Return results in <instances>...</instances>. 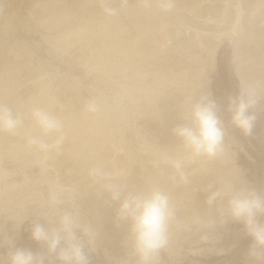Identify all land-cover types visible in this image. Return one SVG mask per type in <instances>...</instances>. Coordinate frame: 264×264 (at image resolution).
I'll return each mask as SVG.
<instances>
[{
    "label": "rangeland",
    "instance_id": "rangeland-1",
    "mask_svg": "<svg viewBox=\"0 0 264 264\" xmlns=\"http://www.w3.org/2000/svg\"><path fill=\"white\" fill-rule=\"evenodd\" d=\"M44 1L45 0H0V70L4 71L10 66V62H13L16 56L25 58L27 62H30V68L28 66L29 71L27 69V72L21 77V80L16 83L15 89L13 87L14 90L12 89L13 91L10 96L5 98L4 101H1L0 105L10 108L14 113L20 114V108H18L19 104H27L30 98L38 94V90L47 87L50 92L55 88L50 94L56 93L57 95L54 113L58 115L54 114V116H59V118H56L65 119L75 111L74 114L80 112V116L85 113L82 116L83 119L86 114L88 118L93 115L94 119V116H96V120H99L101 117L100 121L103 125H105L106 122L107 124L110 123L107 127L106 125L104 127H106L105 130L110 128L113 131V137L111 139L112 145L115 147L122 145L125 146L127 150L129 148L128 151L133 153V157H137L143 148V146L139 148L137 142L143 138H147L150 141L152 138L154 143L157 142L158 145L160 144L158 147H163L161 142L164 141L163 150H160V153L159 150L156 151L158 155L169 152L176 147L174 146L175 144L184 142L186 147L185 150H191L192 153H194V157L190 163L187 164V168H190L189 165H191V168L195 167L187 174L188 177L195 176L198 172H201L200 170L206 169L205 166L209 165L211 160L212 163H210V165H213V162L216 161V163H214L215 165H213L214 170L212 171V176L215 179L213 177L214 180L211 179V177L208 178L209 181H207V183L210 184H206L208 185L206 190L209 191V194H213V192L216 191L215 193H217V195L215 198H212L210 194L211 202L208 203L204 209L201 210V208L199 209L197 207L194 211L190 210L189 212H184L182 215L178 216L179 222L177 220L176 223L169 225V228L166 226L165 243L158 249L159 252L157 250L154 253L153 262L156 264H264V250H258L261 253L259 256L252 254L254 241L252 237L247 234L243 221L233 218L230 211H228L229 209H225V205L222 204L224 200L226 201V199H228V196H233L239 192L254 193L257 197L264 199V93H260L262 94L260 95L256 92V88L255 92H253L246 89L242 84L240 74L236 70L237 59L234 46L237 40L242 37V34L244 35V28L246 30L248 28L250 33L253 32L252 34H264V0H130L132 3H128L130 2L128 0H112L113 2H110V0L108 2L107 0L106 3L105 1L99 2V0H90L89 2H86V0H64L68 6L72 8L73 13L71 15L73 18H71L72 20L66 25L62 26V28L59 27L57 30L51 31L42 25V21L46 16L38 13L36 14L34 12L36 10L33 9ZM151 1L157 5L159 12L163 13V17L168 21V24L164 26L158 25L156 27L157 23L155 22L156 25H154V27L156 31L153 33L154 42H149L145 37H142L143 34L141 32L140 34L139 31H137L138 33L135 32L139 35L138 40L140 39L137 41V45L138 47L141 45V51L144 53L146 52V54L143 53V57L142 55L141 57L135 56L134 59L136 60L133 59L134 62L130 60V53H128L127 49L122 51L123 54L118 53L111 45L103 43L105 39L100 35H95V37L93 36V38L89 39L85 37H76L75 39H77V41L73 39L74 37L72 39L70 38L67 41L72 44L65 41V44L63 43V48H55L51 44L52 38H55L58 33H64L61 31L69 32L78 27L81 28H79L80 32L90 30L88 29L91 28L89 22L101 15V13L99 15L97 14L101 12V9L97 10V5L100 6L98 8H102V6L105 5L103 6L105 10H102L105 12L106 8L110 9L111 11H106V13L108 12L112 14V16H122V11L124 9L135 4H147ZM90 2L94 3H92L94 7L89 5L91 4ZM95 2L99 3L95 4ZM101 2H103V4ZM84 4H88L90 9L88 7L86 8ZM106 4L109 6L107 7ZM83 7H85V10ZM237 10L239 14H236ZM95 12L97 13L94 14ZM72 22L75 28H71ZM75 23L79 26L76 27ZM233 25L237 28L236 34H231ZM83 27H85L86 30L83 29L82 31ZM250 30H252V32ZM263 34L262 36H264ZM257 35L260 36L261 34ZM91 39H93L92 42ZM261 39L258 41L264 45V37ZM93 41L94 45L92 44ZM101 45L107 46V52L103 51L104 49L106 50V48H103ZM256 46L257 48L259 47V50L262 48L258 43ZM100 47L103 50H101ZM142 49H145V51ZM125 51H127V53ZM263 51L260 50L259 52L262 53ZM106 53L109 54L107 55ZM116 53L120 58L122 56L126 58L122 57L123 59H120ZM127 54L129 55L127 56ZM109 57H112V60L114 58L113 63ZM104 58H106V60H103ZM101 59L103 62L99 63ZM129 60L132 62H130V67L128 65ZM123 61H127L125 62L126 65ZM263 63L260 66L262 70L264 69ZM3 65L5 68H3ZM132 69H136L135 71L137 72H133ZM3 71L0 72V78ZM167 71L169 74L167 73V75H165ZM180 72L182 74L186 72L188 80L182 79L183 77ZM130 73L131 75L134 74L132 76L133 78L130 76ZM135 74L138 76L137 81L142 78L139 83L137 82L141 85V87L140 85L139 87L142 89L138 87L137 83H135L137 86L133 87L137 77ZM175 74L178 75L177 78ZM179 75L182 78H178ZM154 76L158 78L162 76L169 77L170 82L166 84L168 85L171 83V87H169L170 84L168 86L162 84L161 86L159 85L160 87L153 84L151 81L154 79ZM174 78L177 79L178 82L176 83L179 84H172L175 83ZM185 81L188 82L185 83L186 88H183L180 84L182 85V82ZM43 82H47L46 86H44L45 84H43ZM150 83L155 87H150L152 85ZM50 84H54L55 86ZM173 85H176L174 88L180 86V90L179 88V91L177 89H172ZM50 86L54 87L50 89ZM148 86L151 88L152 92L157 88L155 92L160 93H156L155 96L154 92L151 98V94L147 92L150 91ZM162 86L164 89L167 87L166 90L163 91ZM168 88L170 89L168 90ZM58 89L59 94L57 92ZM126 89H128L129 92ZM140 90H142V92ZM167 90L168 92H166ZM133 91L135 93L137 92V94L140 92V95L146 92L147 95L145 94V97L143 94L138 99L137 97L132 98L131 93ZM135 93H133L134 96L136 95ZM171 93L173 94L172 96L170 95ZM60 95H62L61 99L64 100L59 98ZM77 97L79 99H77ZM143 97H145L146 100H144L145 98ZM75 98L77 101L75 100L72 102ZM129 98L131 99L129 100ZM154 98L157 105L154 103ZM241 98H250L252 100L251 106L248 108V114L252 117L251 128L248 131L241 129L233 121L234 105ZM136 99L138 101H136ZM139 99L142 101L139 102ZM170 99H172L173 102L175 101L178 103L179 101L181 103V106H179L180 104L178 105V107H181V111H179L178 107H175L177 103L174 105ZM202 99L205 103L213 106L215 116L218 120L217 126L221 133V139L218 145L219 152L217 151L212 156L203 152H194L193 149L186 144L183 137L176 134V129L183 127V124L184 127H195L191 112L193 106ZM19 100H25V102L22 103ZM146 101L149 102L148 104H150L151 107ZM168 101H170V103L172 102L171 104L177 111L174 112V110H172L173 107ZM68 102L70 103L68 104ZM90 102L96 103L97 106L100 105V109L98 108L99 111H96L97 114L96 112L91 113L87 111V107H85L86 111L83 112L82 107L84 105L87 106ZM138 102L140 103V107H138ZM66 103L68 104L67 109L65 107ZM72 103H81L83 106L80 104L79 106H81V109H78L79 106L76 105L77 108L74 106L75 104L73 105ZM144 103L147 105L145 104L143 107ZM165 103H168L169 105L167 104V106H170V108L172 107V109L162 105H165ZM70 104L71 108L75 107V111L70 108ZM153 104H155V106ZM17 105L18 107H15ZM61 105L65 107V109L61 108ZM58 106L60 107L58 108ZM104 107H106V109H104ZM184 107L186 108V113ZM60 108L64 111L62 112ZM68 108L73 111L69 112ZM161 108L163 109L162 111ZM16 109H19V112H17ZM56 110L60 112L58 111L57 113ZM182 110L185 115L182 113ZM161 112L164 113V115ZM59 113H61L62 116H60ZM167 113L173 116L167 118ZM180 114L182 115L181 117ZM177 115H179V118ZM151 118L154 119V122ZM158 118L159 120H157ZM93 119L90 121L91 123ZM155 120H161V123L158 122L157 124ZM172 120H174V123H177V121L179 122V124L177 123L178 126L175 125L177 128L172 125L174 131L170 127L173 123ZM163 121L167 124L165 125L166 127L169 126L168 130L169 128L172 129H170L169 132L172 131L175 134L170 133L171 136L173 135L171 137V140L173 139L172 141H168V135H166L168 133L164 131L166 127L163 126L164 130H162ZM182 121H184V123H182ZM180 123L182 124L181 127ZM33 126L35 127L34 123ZM70 130L66 129L68 133L65 134V130L62 132L63 134L59 133L60 135L51 134L52 136L54 135L53 139H51L52 137L50 138V134H48L49 137L48 135L43 137L42 140L45 139V143L50 144L49 142L51 140L50 145H55L53 148L50 147V152H44L45 150L43 151L38 149L37 146H35V148L34 145H30L27 138H29L31 134L28 135L29 137L26 136L27 138H25L22 143H18L16 141L18 130L15 134L0 130V141H3V143L5 141V145L0 143V264H8V254L13 248H26L33 252L47 255L43 243L32 239L33 225L38 223L47 228L56 227L58 226L60 216L65 212L76 214L80 223L88 225L94 233V239L89 243L87 237H83L79 231L77 232V235L81 236V239L85 243V252L89 264H141L140 258L137 257L136 259L131 256L134 253L133 251V253L131 252V254H129L130 258H127L129 257L128 253H130L127 252V244L126 251L125 249H119L121 246L124 248L125 245L123 246L121 243V246L118 245V251L120 252L121 250L122 252L120 254L115 250L116 248H114V251L111 249L110 252L109 248L106 247V249L105 246L103 247L99 243L98 234L100 233L99 236L104 234H102L103 232H99L102 229L101 226L99 230L97 228L98 226L96 227L91 219L92 213L95 212L93 210L97 208V205L89 208L88 204L86 206V201L81 200L83 196H79V188L82 189V184L79 188L78 186L77 188L71 186L73 185L71 183H74L76 175H71L72 172L70 171V173L68 171L66 172L71 165L69 163V158H71L70 155H72L73 152L87 143V145L91 147L89 148V146L86 145V149L88 148L91 150L94 145H92L90 138L86 137L89 139L88 142V139L84 138L85 136L83 137V135L81 140L80 138L79 141L76 140L77 138L74 137V130ZM111 130H108V135L112 134ZM157 130L160 131L158 134L163 131V135L160 134L159 136L162 135L166 137L160 139ZM108 132L106 131V134ZM71 134H73V138H71ZM14 135H16V140ZM62 135L67 136H63V138L59 140V144H56L54 140L56 141L58 136L61 137ZM155 136H158L157 138L159 139ZM154 137L160 142L156 141ZM83 138L87 142H85ZM178 139L181 140V142L177 141ZM82 140L85 143L81 142ZM74 142H78L76 144L78 145L77 149L74 148L75 144L73 147ZM165 142L167 144L173 142L171 144V146H173L172 149L171 146L167 145ZM9 144L10 147L13 146V148H8L6 146ZM3 146H5L4 149ZM72 147L73 152L67 150H72ZM60 148H62L63 151L66 149V151L63 153ZM82 148L84 147L80 149ZM94 149H96V147ZM94 149L91 151H94ZM160 149L162 148L160 147ZM165 150L167 151L165 152ZM176 152L178 151L176 150ZM120 153H124V151H120L119 154ZM64 154L67 155L64 156ZM150 154L153 153H143L142 156L143 158L152 157ZM197 154H202L201 158H198ZM116 155H113L112 160L115 159ZM67 156L69 157L68 159ZM203 156L205 158H202ZM56 159L59 161L56 162ZM60 159H67L68 161L62 160L61 162ZM140 162H142L141 159ZM197 162L200 164H197ZM63 164H66V166L64 167ZM217 165H221L222 168L219 166L217 168ZM223 167L226 169L223 170ZM128 171L131 172V169ZM130 172H127L128 176ZM224 175H230L228 180L224 178ZM222 176L223 178H221ZM67 182L68 184L66 185ZM214 183L215 187L213 186V190H211V185H214ZM85 186L83 185V187ZM231 187H235L234 189L237 190L235 191ZM231 189L233 191H231ZM220 205H224L222 206L223 208L220 207ZM260 219L264 220V215H262ZM174 224L175 226H173ZM93 226L97 228V231L99 230V233H97L95 230L96 228ZM116 251L118 253H116ZM125 254L127 257H125ZM163 254L164 256L161 258L160 255ZM153 262L151 263L155 264ZM45 264H59V262L55 260L53 255L45 259Z\"/></svg>",
    "mask_w": 264,
    "mask_h": 264
},
{
    "label": "bare ground",
    "instance_id": "bare-ground-1",
    "mask_svg": "<svg viewBox=\"0 0 264 264\" xmlns=\"http://www.w3.org/2000/svg\"><path fill=\"white\" fill-rule=\"evenodd\" d=\"M90 0H86V2H89ZM93 1H95V0H93ZM100 1H105V3H106V1L107 0H99V2ZM120 1H123V0H120ZM128 1H130V0H128ZM133 1V0H132ZM153 1V0H152ZM150 2V3H147V4H135V5H133V6H130V7H128V8H126V9H122L123 11V13H122V16H112V14H109L108 12L106 13V11L104 12L103 10H105V8L103 9V6H105V5H103L102 6V8H98V7H100L99 5H97L98 7H97V10H100L101 12H99V13H97V12H95L94 14H100L101 13V15H99V16H95L96 18H94V20H91L92 21V24H91V21L89 22L90 23V26H91V28H88V29H90V30H88V31H83V29H85L86 30V28H87V26H86V28L85 27H83L82 28V31L83 32H80V27H78L77 29H72L71 31H69V32H65V31H61V32H64V33H58L57 34V36L55 37V38H52V46H54L55 48H63V46H64V42L65 41H67L68 39H72L73 37V39H75L76 37L78 38V37H82V38H87V39H89V38H93V36L95 37V35L97 36V35H100V36H102L104 39H105V42H103V43H105V44H107V45H111L112 46V48H114L115 50H117V52L118 53H122L123 54V52L122 51H124L125 49H127L128 50V53H130V55L129 54H127V56L129 55V58H130V60H133L134 59V57L135 56H140L141 57V55L144 53V52H142L141 51V49H140V47L142 48V46L140 45V43H139V47H138V45H137V41H139L138 40V38H139V35L137 34L138 32L137 31H139V34H140V32L143 34V36L142 37H145L149 42H154L153 41V33L156 31V28L154 27V25H156L155 24V22L157 23V25H156V27L159 25V26H164V25H166V24H168V21L166 20V19H164V17H163V13H161V12H159V9H158V7H157V5L155 4V3H153V2ZM155 1V0H154ZM85 2V3H86ZM98 2V3H99ZM103 2H101L102 4H103ZM108 2H109V0H108ZM110 2H113L112 0H110ZM84 3V2H83ZM91 4L93 3V2H90ZM97 2H95V4H98ZM122 3V2H121ZM124 3V2H123ZM126 3H127V1H126ZM128 3H132L131 1L130 2H128ZM127 3V4H128ZM31 4V3H30ZM91 4H89L90 6H93L94 7V3L91 5ZM102 4H100V5H102ZM82 5V4H81ZM85 5V7L87 8H89L90 6L88 5H86V4H84ZM131 5V4H130ZM96 6V5H95ZM106 6H107V4H106ZM109 6V5H108ZM107 6V7H108ZM129 6V5H128ZM85 7H83L84 8V10H85ZM125 7V6H124ZM92 8V7H91ZM33 9H35L36 11H34L36 14L38 13V14H40V15H45L46 17H45V19L42 21V25L44 26V27H46V28H48V29H50V31L51 30H57L59 27H61L62 28V26H64V25H66L69 21H71L72 19L71 18H73V16L71 15L72 13H73V11H72V8L71 7H69L68 6V4L64 1V0H45L43 3H41V4H39V5H37L36 7H34ZM32 9V10H33ZM90 9V8H89ZM103 9V10H102ZM107 9V8H106ZM119 10V9H118ZM31 11V10H30ZM32 12V11H31ZM104 13V14H103ZM235 13H236V11H235ZM236 14H239L238 13V10H237V13ZM235 14V15H236ZM33 15V14H32ZM118 15H121V14H118ZM36 16V15H35ZM92 19V18H91ZM90 20V19H89ZM88 20V21H89ZM237 20V19H236ZM153 22H154V24H153ZM175 22V21H174ZM236 22V21H235ZM89 23H87V24H89ZM129 23H130V26H129ZM76 24V23H75ZM72 27L71 28H75V27H73V22H72ZM77 26H79V25H77L76 24V27ZM89 26V25H88ZM89 26V27H90ZM243 27V26H242ZM244 27H245V25H244ZM70 28V29H71ZM80 28V29H79ZM233 28V29H232ZM231 29H232V32H231V34L232 33H235L236 34V30H237V28L236 27H234V25H233V27H232ZM230 29V30H231ZM75 30H77V31H75ZM79 30V31H78ZM244 35L242 34V37L241 38H239L238 40H237V42H236V44L234 45L235 46V50H236V59H237V62H236V70H237V72L240 74V79H241V81H242V84L246 87V89H248V90H251V91H253V92H255V88H256V92H258L259 94L260 93H264V72H263V70L261 69V64L264 62V45L263 44H261V43H259V39H261L262 37H264V36H262V34L263 33H257V34H261L260 36H258L255 32V34H252L253 32H252V30H250L252 33H250L249 31H248V28H247V30L244 28ZM262 30V29H261ZM263 31V30H262ZM261 31V32H262ZM135 32H137V33H135ZM258 32V31H257ZM117 34V36H116V34ZM243 33V32H242ZM137 34V35H136ZM230 34V35H231ZM264 35V34H263ZM141 36V35H140ZM262 36V37H261ZM99 38V37H98ZM96 39V38H95ZM94 39V40H95ZM100 39H101V37H100ZM92 40L93 39H91V42H92ZM97 40V39H96ZM205 40V39H204ZM259 40V41H258ZM73 41V40H72ZM75 41H77V39H75ZM74 41V42H75ZM85 41H86V39H85ZM97 41H99V40H97ZM103 41V40H102ZM101 41V42H102ZM146 41V40H145ZM261 41H262V39H261ZM264 41V40H263ZM68 42V41H67ZM205 42V41H204ZM64 43V44H63ZM69 43V42H68ZM71 43V42H70ZM69 43V44H70ZM87 43V42H86ZM100 43V42H99ZM257 43L259 44V46L260 47H262V48H260V50H262L263 52L262 53H260L259 51V47L257 48ZM72 44V43H71ZM74 44V43H73ZM90 44V43H89ZM93 45H94V41H93V43H92ZM263 45V46H262ZM66 46V45H65ZM100 46V45H99ZM101 46H103V45H101ZM111 46H109V47H111ZM106 48V50L104 49H101V47H100V49L101 50H103L104 52H107V46L105 45V46H103V48ZM99 48V47H98ZM110 49V48H109ZM25 50V49H24ZM99 50V49H98ZM113 50V49H112ZM143 50V49H142ZM259 50V51H258ZM111 51V50H110ZM143 51H145V49L143 50ZM213 51V50H212ZM102 52V51H101ZM109 52V51H108ZM115 52V51H114ZM126 53H127V51H125ZM207 52V51H206ZM205 52V53H206ZM18 53H21V52H18ZM103 54H105V53H103ZM107 54V53H106ZM109 54V53H108ZM107 54V55H108ZM110 54H111V52H110ZM117 54V53H116ZM121 54V55H122ZM144 54H146V52L144 53ZM26 55V54H25ZM118 55V54H117ZM120 55V56H121ZM144 55H142V57H143ZM105 57V56H104ZM118 57H119V55H118ZM122 57H125V56H122ZM120 58V59H123V58ZM133 57V58H132ZM107 58H108V56H107ZM110 59L112 58V57H109ZM126 58V57H125ZM128 58V57H127ZM137 58V57H136ZM12 59V58H11ZM138 59V58H137ZM212 59V58H211ZM103 60H106V58H104ZM108 60V59H107ZM112 60V59H111ZM113 60H114V58H113ZM113 60H112V63H113ZM129 60V67H130V64L132 63L131 61ZM134 60H136V59H134ZM134 60H133V62H134ZM9 61V60H8ZM29 61V60H28ZM128 61V60H127ZM127 61H123V63H125V62H127ZM101 62H103L102 61V59H101V61H99V63H101ZM108 62V61H107ZM110 62V61H109ZM131 62V63H130ZM6 63H7V61H6ZM11 63V65L10 66H8L4 71L3 70H0V72L1 71H3V73H2V75H1V78H0V102L1 101H4L5 100V98H7L8 96H10V94H11V92L15 89V85H17L16 83H18V81H20L21 80V77L25 74V72H27V69H28V66H29V63L30 62H27L26 61V59L25 58H22V57H17L16 56V58L14 59V61L12 62H10ZM98 63V64H99ZM104 63H106V62H104ZM103 63V64H104ZM122 63V62H121ZM8 64V63H7ZM264 64V63H263ZM5 65V64H4ZM3 65V68H5V66ZM100 65V64H99ZM102 65V64H101ZM106 65H108V64H106ZM122 65H124V64H122ZM125 65H126V63H125ZM107 67H109V66H107ZM264 67V66H263ZM2 68V69H3ZM29 68H30V66H29ZM136 68V67H135ZM137 69V68H136ZM135 69V70H136ZM131 70V69H130ZM133 70V69H132ZM135 70H133V72L135 71ZM138 70V69H137ZM28 71H29V69H28ZM131 72V71H130ZM137 71H135V73H136ZM170 72V71H169ZM167 73H168V71L166 72V74L165 75H167ZM172 73V72H171ZM181 73V72H180ZM1 74V73H0ZM140 74V73H139ZM142 74V73H141ZM169 74V73H168ZM182 74V73H181ZM134 75V74H133ZM133 75H131V73H130V76L132 77ZM136 76H137V74H135ZM189 75V74H188ZM161 76V75H160ZM173 76H174V74H173ZM177 76L178 75H176L175 74V77L177 78ZM183 78H182V77ZM179 75V77L178 78H182V79H184V80H186L187 79V76H186V72H183V74L182 75ZM130 77V78H131ZM144 77V76H143ZM172 77V76H171ZM186 77V78H185ZM133 78V77H132ZM138 76L136 77V81L134 82V84L135 83H139V81H141V79L142 78H140V80L139 81H137L138 79ZM154 79H152V83L153 84H155V85H158V87H160L162 84H166V83H168V82H170V78L169 77H165V76H162V77H156V76H154L153 77ZM26 79V78H25ZM172 79V78H171ZM145 80V79H144ZM174 80H175V83H172V84H179V83H176V82H178L177 81V79H175L174 78ZM174 80H173V82H174ZM178 80H181V79H178ZM188 80V79H187ZM183 81V80H182ZM48 82V81H47ZM46 82V83H47ZM171 82H172V80H171ZM186 82H188V81H185V82H182V85L180 84V86L181 87H183V88H186L185 87V83ZM46 83L45 82H43V84H45L44 86H46ZM137 83V84H138ZM152 83H150V84H152ZM42 84V85H43ZM133 84V83H132ZM131 84V85H132ZM134 84H133V87H136L137 85L135 84V86H134ZM153 84L150 86V87H152L153 86ZM170 84V86L169 87H171V83H169ZM168 84V85H169ZM50 85H54V84H50ZM139 85L140 84H138V87H139ZM160 85V86H159ZM167 85V84H166ZM166 85H163V86H166ZM167 85V86H168ZM176 85H173L172 86V89H177L178 90V88H179V90H180V86H177L176 88H174ZM20 86V85H19ZM41 86V85H40ZM43 86V87H44ZM55 86V85H54ZM54 86H50L49 88L51 89V88H53ZM162 86V87H163ZM13 87H14V89H13ZM131 87V86H130ZM130 87H129V89H130ZM137 87V88H138ZM140 87H141V85H140ZM139 87V88H140ZM153 87H155V86H153ZM161 87V88H162ZM148 88H149V86H148ZM167 88V87H166ZM166 88L164 89V87H163V91L164 90H166ZM13 89V90H12ZM41 89V88H40ZM53 89H55V88H53ZM52 89V90H53ZM140 89H142V88H140ZM146 89V88H145ZM150 89V91H147L148 92V94H151L150 95V97L152 98V94L155 92V91H157L156 89H155V91L154 92H152L151 91V88H149ZM148 89V90H149ZM153 89V88H152ZM170 88H168V90H169ZM207 89V88H206ZM51 90V91H52ZM128 92H129V90L128 89H126ZM132 90V89H131ZM137 90H139V89H137ZM168 90L166 91V92H168ZM178 90V91H179ZM50 91V92H51ZM55 91H57V90H55ZM135 91V90H134ZM130 92L131 94H132V98L134 97H137V99L141 96V95H145L146 94V92L145 93H142L141 95H140V92H138L139 94H137V92L135 93V92ZM141 92H142V90H140ZM144 91H146V90H144ZM143 91V92H144ZM171 91H173V90H171ZM175 91V90H174ZM178 91H176V92H178ZM50 92L48 91V88L46 87V88H44V89H41V90H38V94L36 95V96H34V97H32V98H30L29 99V102L27 103V104H25V103H23V102H25V100L24 101H20V102H22L23 104L22 105H20L19 104V107H18V105L17 106H15V107H18V108H20V116H21V119H22V124H21V127L18 129V133H17V140H16V135H14L15 136V140L18 142V143H22L24 140H25V138H27L26 136H28V135H30L31 134V136H40L41 137V139H43V137L45 136V135H48V134H43L41 131H40V129L35 125V123H34V121L32 120V118H31V110L34 108V107H41V108H44V109H46L47 111H49L52 115H54L55 113V106H56V102H57V95H56V93H53V94H50ZM58 94H59V89H58ZM152 92V93H151ZM165 92V93H166ZM133 93H135L136 95L134 96V94ZM156 93L157 92H155V96H156ZM160 93V92H159ZM159 93H157V94H159ZM164 93V92H163ZM172 93H174V92H172ZM170 94L171 96L173 95V94ZM125 94V93H124ZM128 94V93H127ZM161 94H162V91H161ZM175 94V93H174ZM121 95V94H120ZM126 95V94H125ZM147 95V94H146ZM146 95H145V97H146ZM153 95V96H154ZM260 95H262V94H260ZM61 96L62 95H60V99H61ZM129 96V95H128ZM154 96V97H155ZM165 96V95H164ZM163 96V97H164ZM175 96V95H174ZM11 97H13V96H11ZM145 97H143V98H145ZM158 97H160V96H158ZM157 97V98H158ZM261 97V96H260ZM264 97V96H263ZM58 98V99H59ZM63 98V97H62ZM142 98V99H143ZM150 98V99H151ZM156 98V99H157ZM11 99V98H10ZM77 99H79L78 97H77ZM77 99L75 98L72 102H74L75 100L77 101ZM131 98H129V100H130ZM136 99V101H138ZM141 99V98H140ZM139 99V100H140ZM148 99V98H147ZM174 99V98H173ZM175 99L177 100V98L175 97ZM61 100H64V99H61ZM134 100V99H133ZM144 100H146V98L144 99ZM171 101H172V99H170ZM58 101H60V100H58ZM80 101V100H79ZM136 101H134V102H136ZM142 100H140L139 102H141ZM148 101V100H147ZM146 101V103L148 104L149 102H147ZM149 101H153V100H149ZM19 102V103H20ZM66 102V101H65ZM71 102V101H70ZM70 102H68V104L70 103ZM138 102V107H140L139 106V103ZM156 102V100H155V98H154V103ZM173 102V101H172ZM171 102V103H172ZM175 102V101H174ZM173 102V104L175 105L177 102H175L174 103ZM59 103V102H58ZM78 103V102H77ZM82 103V102H81ZM80 103V104H81ZM146 103H144V105H143V107L145 106V104ZM168 103L169 104H171L170 103V101H168ZM168 103H165V105L164 104H162L163 106H167V104ZM183 103H184V101H183ZM182 103V104H183ZM61 104H62V101H61ZM67 103H66V109H67V105H68ZM74 106H76V105H80V104H76V103H72ZM83 104V103H82ZM81 104V106H83ZM84 104H85V102H84ZM115 104V103H114ZM146 104V105H147ZM156 104V103H155ZM155 104H153L154 106H155ZM159 104H160V102H159ZM168 104V105H169ZM180 104V105H179ZM58 105H60V104H58ZM148 105H150V104H148ZM152 105V106H153ZM157 105V104H156ZM172 105V104H171ZM178 105L179 106H181V103L178 101V103H177V106H175V107H178ZM74 106H72V107H74ZM81 106H79V108L78 109H81ZM100 106V105H99ZM98 106V108L100 109V107ZM160 106H161V104H160ZM182 106H184V105H182ZM60 106H58V108H59ZM65 107H62V105H61V108H64L65 109ZM85 105L82 107L83 108V112H85L86 110H85ZM136 107V106H135ZM150 107H151V105H150ZM162 107V106H161ZM167 107H169L170 108V106H167ZM172 107H173V109H172ZM172 107L170 108V109H172V110H174V112L175 111H177V109H174V106L172 105ZM57 108V109H58ZM60 108V109H61ZM70 108H71V104H70ZM75 108V107H74ZM74 108H71V109H74ZM102 108V107H101ZM133 108V107H132ZM155 108V107H154ZM179 108V111H181L180 109H181V107H178ZM185 108V107H184ZM183 108V109H184ZM59 109V110H60ZM69 110V108H68V110H69V112H71V111H73V110ZM78 109H76V110H78ZM99 109H98V111H99ZM104 109H106V107H104ZM150 109V108H149ZM156 109V108H155ZM17 110V109H16ZM19 110V109H18ZM17 110V112H19ZM59 110H56L57 111V113H58V111ZM62 110V112L64 111L63 109H61ZM153 110V109H152ZM163 109L161 108V111H162ZM185 110V113H186V108L184 109ZM65 111H67V110H65ZM74 111H75V109H74ZM80 111V110H79ZM82 111V110H81ZM135 111H136V109H135ZM146 111H149V110H146ZM157 111V110H156ZM158 111H159V109H158ZM168 111V110H167ZM170 111V110H169ZM60 112V111H59ZM61 112V113H62ZM76 112V111H75ZM74 112V113H75ZM82 112V113H83ZM153 112V111H152ZM164 112H165V110H164ZM174 112H173V114H174ZM61 113H59L60 114V116H62V114ZM74 113H72V114H70V116L69 117H67V118H65V119H59L60 121H61V124H62V128H61V131H60V133H62L64 130L66 131V129L67 130H70V131H72V130H74V137L75 138H77L76 140H78L79 141V138H80V140L82 139L81 137H82V135H83V137L84 138H86V137H88V138H90V140H91V143H92V145H94L95 147H96V149H94L95 147L93 146V148L91 149V150H93L94 149V151H91L90 149H86L85 147H87V146H89V145H84V146H81L80 145V143L81 142H84L85 141V139H84V141L82 140L80 143H79V145L81 146V147H84V148H82V149H80V148H78V150H76L77 149V147H78V145H76L77 143H73V147H74V144H75V147L74 148H76V149H74V150H76L75 152H73V147H72V150L71 149H67V150H70L71 152H73V154L72 155H70L71 156V158H69L68 156H67V159L69 158V163L71 164H69V165H67V166H69L68 167V170H66V172L68 171H70V172H72V174L71 175H76L75 176V178H74V183H71V184H73V185H71V186H74V188H77V186H78V188H79V186H81V184H82V189L81 188H79V190H80V194H79V196L80 197H82L81 198V200H85L86 201V206H87V204H88V208L89 207H94V206H96L97 208V210L96 209H94V208H92V209H94L93 211H95V212H91L92 213V222H93V224L99 229L100 228V226H101V228L103 229H101V231H99V232H103L102 234H104V235H100L99 236V232L97 231V228L95 227V226H93V227H95L96 229V231H97V233H99L98 234V237H99V243L104 247L105 246V248L107 247V248H109L110 249V252H111V249H113L112 251H114V248H116L115 250H117L118 251V245H120V243H121V245L123 244V246H124V248L121 246H119L120 248L119 249H125V251H126V247H127V252H130V253H128V255L129 254H131V252L133 253V255H131V256H133L134 258H136L137 259V257H138V255H136V253H135V251H134V248H133V245H132V240H131V236H130V223L128 222V221H122V220H119L118 219V210H119V205H120V201L119 200H113L112 199V191H111V187L112 186H115L116 188H119V189H121L122 190V198H123V196L124 195H127L128 193H147V192H149V191H151V190H153V189H159L160 191H162V192H164L167 196H168V198H169V206H170V210H171V216H170V218H169V220L167 221V223H166V226L168 227L169 225H171V224H173V223H176L177 222V220L179 219V217L178 216H180V215H182V213H184V212H189L190 210L191 211H194L195 209H197V207L200 209L201 208V210L202 209H204L207 205H208V203H210L211 202V198H210V196L212 195L213 196V194H209V191H207L206 190V187H208V185H206V184H210V183H207V181H209V179L208 178H210L211 177V179H213L214 177L212 176V171L214 170V166L213 165H215L214 163H216V161L215 162H213V165H210V163H212V160H211V162H209V165H204L205 166V168L206 169H204V170H200L201 172L199 173H197V175H195V176H192V177H188L187 176V174H189L190 173V171L195 167L194 166V164H193V168H191V165H189V167L190 168H187V164H189L190 163V161L192 160V158L194 157V153H192V151L191 150H185V145H184V142H182V143H180V144H175L174 146H176V147H174L173 148V150H171V151H169V152H166L167 150H165V152L166 153H162V154H159L158 155V153L156 152L157 150H159V153H160V150H163V147H164V141L163 142H161L162 144H163V147L162 146H160L162 149H160V147H158L159 145L157 144V142H153V139H152V142H151V139H150V141L147 139V138H143V139H141V140H139L138 142H137V146L140 148L141 146H143V148H142V150H141V153H139V155L137 156V157H133V153L132 152H130V151H128L129 150V148H128V150H127V148L125 147V146H122V145H119V146H113L112 145V143H111V139H112V137H113V131L109 128V129H107V130H105V128L107 127V125H109V124H107V122L105 123V125H106V127H104L105 125H103L102 124V122L100 121L101 120V117H100V119L99 120H96L95 119V117L96 116H94V119H93V115L92 116H90V118H88V117H86V115H85V117H84V119H83V115L85 114H82V116H80V112H78V113H76V114H74ZM87 113V112H86ZM92 113V112H91ZM99 113V112H98ZM150 113H151V111H150ZM149 113V114H150ZM154 113H156V112H154ZM162 113V112H161ZM177 113V112H176ZM182 113H183V110H182ZM185 113H183L184 115H185ZM66 114V113H65ZM96 114H97V112H96ZM95 114V115H96ZM152 114V113H151ZM163 115H164V113H162ZM179 114V113H178ZM55 115H58V114H55ZM64 115V114H63ZM67 115H68V113H67ZM90 115V114H89ZM88 115V116H89ZM104 115V114H103ZM145 115H146V113H145ZM153 116H154V114H152ZM161 115V114H160ZM65 116V115H64ZM63 116V117H64ZM105 116V115H104ZM171 116H173L172 114L170 115L169 113H167L166 114V117L168 118V117H170L171 118ZM178 116V118H179V115H177ZM182 115L180 114V117H181ZM56 117H58L59 118V116H56ZM82 117V118H81ZM91 117H92V119H93V122L91 123L90 121L92 120L91 119ZM99 117V116H98ZM103 117V116H102ZM108 117V116H107ZM155 117H157V116H155ZM176 117V116H175ZM57 118V119H58ZM62 118V117H61ZM112 118V117H111ZM178 118H176V119H178ZM106 119V118H105ZM152 120H153V122H154V119L153 118H151ZM161 119V118H160ZM163 119H164V116H163ZM157 120H159V118L157 119ZM157 120H155V122H157V124H158V122H160L161 123V120L160 121H157ZM181 120H182V118H181ZM167 121V120H166ZM173 121V123H174V120H172ZM110 122V121H109ZM112 122V121H111ZM168 122V121H167ZM171 122V121H170ZM33 123H34V125H35V127L33 126ZM171 124V128L173 127L172 125H174V127L175 128H177L175 125H177V123L179 124V122L177 121V123L175 122L174 124ZM182 123H184V121H182ZM153 124V123H152ZM162 130H164L163 129V126L164 127H166L165 125H167V124H165V122L163 121L162 122ZM160 126V125H159ZM178 126V125H177ZM182 126V124L180 123V127ZM103 127H104V129H103ZM168 127L169 126H167L166 128H165V130L164 131H167L166 133H168V134H166V135H168V141H172L171 140V137L173 136H171V134L173 133L174 134V132H169L170 131V129L171 128H169V130H168ZM183 127H184V124H183ZM189 127V126H188ZM161 128V127H160ZM173 129V128H172ZM171 129V130H172ZM108 130H111V133L112 134H110L111 135V137H110V135H108L109 134V132H108ZM155 130H156V128H155ZM158 130H160V129H158ZM157 130V134H158V132H160V131H158ZM69 131V132H70ZM106 131L108 132L107 134H106ZM173 131H174V129H173ZM91 132V133H90ZM153 132H156V131H153ZM163 132V131H162ZM162 132L160 133V134H162ZM7 133V132H6ZM9 133V132H8ZM65 133H68L67 131L66 132H64V134ZM90 133V134H89ZM165 133V132H164ZM171 133V134H170ZM63 134V133H62ZM156 134V135H157ZM160 134H158V136L160 135ZM8 135V134H7ZM60 135V134H59ZM72 135V137L71 138H73V134H71ZM163 135V134H162ZM161 135V136H162ZM175 135V134H174ZM54 136V135H53ZM53 136L50 134V138L51 139H53ZM63 136H67V135H62L61 137L63 138ZM158 136H155L156 138L158 137ZM161 136H159L160 137V139H163V138H165L164 136H162V138H161ZM29 137V136H28ZM46 137V136H45ZM48 137H49V135H48ZM48 137H47V139H48ZM151 137V136H150ZM154 137V138H155ZM56 138H57V136H56ZM55 138V139H56ZM61 138V139H62ZM74 138V139H75ZM88 138H86V139H88ZM156 138H155V140H156ZM28 139V138H27ZM46 139V140H47ZM65 139V138H64ZM157 139H159V138H157ZM45 140V139H44ZM43 140V141H44ZM154 140V141H155ZM164 140H166V139H164ZM48 141V140H47ZM46 141V142H47ZM156 141H159V140H156ZM177 141H179V142H181V140H177ZM49 142V141H48ZM54 142H55V140H54ZM54 142H52V143H54ZM71 142V141H70ZM73 142V141H72ZM85 142H87V141H85ZM84 142V143H85ZM88 142H89V139H88ZM160 142V141H159ZM174 142V141H173ZM172 142V143H173ZM0 143L2 144L3 143V141L1 142L0 141ZM4 143H5V141H4ZM2 144V145H5V144ZM7 143V142H6ZM50 144H51V140H50V142H49ZM166 143V142H165ZM171 143V144H172ZM177 143V142H176ZM57 144V143H56ZM59 144V143H58ZM72 144V143H71ZM167 144V143H166ZM171 144H167V145H170L171 146ZM1 145V146H2ZM82 145H83V143H82ZM8 148L10 147V144L9 145H6ZM36 145H34V147H35ZM59 146V145H58ZM69 146V145H68ZM127 146V145H126ZM221 146V145H220ZM4 147L5 146H3V149H4ZM55 147V146H54ZM91 146H89V148H90ZM172 147L173 146H171V149H172ZM8 148H6V149H8ZM10 148H13V146L12 147H10ZM36 148V147H35ZM38 148V147H37ZM53 148V147H52ZM64 148V147H63ZM67 148H69V147H67ZM219 148V147H218ZM221 148V147H220ZM2 149V150H3ZM5 149V150H6ZM39 149V148H38ZM58 149V148H57ZM62 148H60V150H61ZM164 149H166V148H164ZM167 149H168V147H167ZM170 149V148H169ZM4 150V151H5ZM41 150V149H40ZM176 150L178 151V152H176ZM44 151V150H43ZM47 151H49L50 152V148L48 149V150H45L44 152H47ZM63 151V149L61 150V152ZM66 151V149H64V151H63V153ZM69 151V152H70ZM120 151H124V153H120L119 154V152ZM153 153V154H150V156H152V157H145V158H143V153H145V154H147V153ZM162 152V151H161ZM219 152V151H218ZM0 153H1V150H0ZM52 153V152H51ZM63 153H60V154H63ZM68 153V152H67ZM48 154V153H47ZM59 154V155H60ZM71 154V153H70ZM117 154V155H116ZM52 155V154H51ZM58 155V156H59ZM67 154H64V156H66ZM113 155H116L115 156V159L114 160H112V157H113ZM201 155L202 154H197V156H198V158H201ZM56 156V155H55ZM63 156V155H62ZM64 156H63V159H64ZM200 156V157H199ZM57 158V157H56ZM60 158H61V155H60ZM202 158H205L204 156L202 157ZM59 159V158H58ZM58 159H56V162H58L59 160ZM63 159H60L61 160V162H62V160ZM63 160V161H68V160ZM140 159L142 160V162H140ZM223 159V158H222ZM71 160V161H70ZM198 160V159H197ZM54 161H55V159H54ZM195 161V160H194ZM199 161H201V160H199ZM60 162V163H61ZM177 163H179V165H180V167H179V169H177V167H176V164ZM67 164H68V162H67ZM197 164H200V163H198L197 162ZM55 165H56V163H55ZM222 165V164H221ZM219 166V165H217V168H218V166L219 167H221L222 168V166ZM63 166L65 167L66 166V164H63ZM62 166V167H63ZM200 166V165H199ZM60 167V166H59ZM226 167V166H225ZM67 168V167H66ZM216 168V167H215ZM131 169V172L130 171H128V170H130ZM224 169H226V168H224L223 167V170ZM59 171V170H58ZM197 171H199V170H197ZM69 172V173H70ZM127 172H130V175L128 176L127 175ZM196 172V171H195ZM221 172H223V171H221ZM68 173V174H69ZM75 173V174H74ZM224 173V172H223ZM222 173V174H223ZM129 174V173H128ZM220 174V173H219ZM229 174V173H228ZM62 175V174H61ZM70 175V174H69ZM232 175V174H231ZM234 175V174H233ZM220 176V175H219ZM72 177H74V176H72ZM213 177V178H212ZM228 177H230V175L229 176H226V175H224V178H227V180H228ZM221 178H223V176L221 177ZM73 179V178H72ZM208 179V180H207ZM215 179V178H214ZM213 179V180H214ZM217 179V178H216ZM230 179V178H229ZM231 179H232V176H231ZM71 180V179H70ZM224 180V179H223ZM226 180V179H225ZM66 181V180H65ZM210 181H212V180H210ZM215 181H217V180H215ZM230 181V180H229ZM233 181H234V178H233ZM219 183H220V181H219ZM68 184V182L66 183V185ZM80 184V185H79ZM213 184V183H212ZM83 185L86 187H83ZM206 185V186H205ZM210 186V185H209ZM212 186V187H211ZM210 187L212 188L211 190H213V186L215 187V183H214V185H211ZM69 187V186H68ZM69 188H71V187H69ZM216 188H217V186H216ZM231 188H233V187H231ZM235 188V187H234ZM233 188V190H235ZM210 189V188H209ZM208 189V190H209ZM232 189H231V191H233ZM237 190V189H236ZM235 190V191H236ZM77 191H78V189H77ZM77 191H75V192H77ZM214 191H215V188H214ZM234 191V192H235ZM79 192V191H78ZM77 192V193H78ZM213 192V191H212ZM216 192V191H215ZM215 192H213V193H215ZM229 193V192H228ZM223 194H225V193H223ZM229 195H231V194H229ZM224 196H226V195H224ZM85 197V198H84ZM219 197V196H218ZM84 198V199H83ZM232 198V196H228V199H226V201L224 200V203H222V204H224V205H222V206H224V208L225 209H229V201H230V199ZM214 200V199H213ZM209 201V202H208ZM222 201V200H221ZM83 203V202H82ZM213 203V202H212ZM214 204V203H213ZM221 204V203H220ZM84 205V204H83ZM212 205V204H211ZM221 205H220V207H222ZM87 208V207H86ZM223 208V207H222ZM211 209V208H210ZM90 210V209H89ZM87 211V210H86ZM92 211V210H91ZM205 211V210H204ZM229 211V210H228ZM89 213H90V211H89ZM199 213V212H198ZM207 213V212H206ZM197 214V213H196ZM182 220V219H181ZM178 222H179V220H178ZM181 222V221H180ZM177 225V224H176ZM126 226H129V227H126ZM173 226H175V224L173 225ZM169 228V227H168ZM127 229V230H126ZM94 230V229H93ZM94 230V231H95ZM129 230V231H128ZM96 235V234H95ZM98 243V244H99ZM125 243V244H124ZM126 244H127V246H126ZM106 248V249H107ZM108 249V250H109ZM122 250V251H123ZM116 251V253H118ZM167 251V250H166ZM158 252H159V250H158ZM120 254L122 253L121 252V250H120V252H119ZM126 253V252H125ZM124 254V253H123ZM162 254V253H161ZM126 255V254H125ZM157 255V254H156ZM155 255V256H156ZM124 256V255H123ZM161 256V258H162V256H164V254L163 255H160ZM125 257H127V255L125 256ZM128 259L130 258V255H129V257H127ZM139 258V257H138ZM158 258V257H157ZM160 258V259H161ZM167 258V257H166ZM133 259V258H132ZM168 260V259H167ZM154 261V258L152 257V260H151V262H153ZM159 261V260H158ZM153 263H155V262H153ZM152 264V263H151ZM156 264V263H155Z\"/></svg>",
    "mask_w": 264,
    "mask_h": 264
},
{
    "label": "clouds",
    "instance_id": "clouds-1",
    "mask_svg": "<svg viewBox=\"0 0 264 264\" xmlns=\"http://www.w3.org/2000/svg\"><path fill=\"white\" fill-rule=\"evenodd\" d=\"M251 103L250 98H241L234 105L233 121L245 131L251 128L252 117L248 114ZM86 107L89 112L98 111L94 102ZM191 116L195 127L178 128L176 134L183 137L194 152L214 155L218 151L221 133L213 106L202 99L193 106ZM31 118L43 134H59L61 131V121L44 108L34 107ZM21 124L20 114L0 105V130L15 134ZM61 138L58 136L55 143H59ZM28 143L41 150L55 146L45 143L40 136H30ZM176 167L179 169V163ZM111 191L112 199L120 201L118 219L130 223V236L136 255L141 264H151L154 253L165 243L166 223L171 216L168 196L159 189L147 193H128L123 198L121 189L112 186ZM216 195L213 193L212 198ZM229 211L233 218L243 221L247 234L254 241L252 254L259 256L261 253L258 250H264V220L260 219L264 215V199L254 193H236L229 201ZM78 231L87 237L89 243L94 239L92 229L81 224L78 216L72 212L60 216L56 227L47 228L37 223L32 228V239L43 243L47 255L26 248H13L8 254V264H45V259L53 255L59 264H89L85 243L77 235Z\"/></svg>",
    "mask_w": 264,
    "mask_h": 264
}]
</instances>
